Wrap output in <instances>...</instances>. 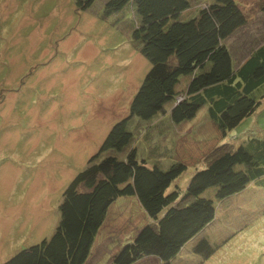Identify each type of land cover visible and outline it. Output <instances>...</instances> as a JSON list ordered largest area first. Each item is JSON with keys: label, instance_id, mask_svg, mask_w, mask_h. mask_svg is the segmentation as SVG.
<instances>
[{"label": "rangeland", "instance_id": "obj_1", "mask_svg": "<svg viewBox=\"0 0 264 264\" xmlns=\"http://www.w3.org/2000/svg\"><path fill=\"white\" fill-rule=\"evenodd\" d=\"M105 1L79 9L75 0H0V263L51 235L64 188L93 154L99 153L97 160L107 153L124 157L134 147L136 157L150 165L184 162L174 181L187 192L177 200L182 204L197 192L214 197L215 185L196 172L227 169L228 160L220 159L225 153L241 173L247 156L240 144L264 137V83L253 91L260 100L254 110L231 129L211 121L206 103L190 118L180 123L170 118L175 124H168L170 109L189 81L182 74L179 92L159 112L163 127L132 115L128 144L99 152L112 125L129 115L130 101L150 67L141 41L132 37L138 26L132 4L105 14ZM207 1L212 0H189L178 19L195 16ZM235 1L246 21L223 40L233 67L264 43V0ZM234 176L241 188L215 198L218 216L206 228L217 243L214 252L203 257L192 251L194 241L187 242L173 264H264V183L246 190L251 182L245 175ZM229 207L231 216L240 213L235 222L225 220ZM148 220L136 196L114 199L85 264H109ZM130 264H158V258L148 254Z\"/></svg>", "mask_w": 264, "mask_h": 264}, {"label": "trees", "instance_id": "obj_2", "mask_svg": "<svg viewBox=\"0 0 264 264\" xmlns=\"http://www.w3.org/2000/svg\"><path fill=\"white\" fill-rule=\"evenodd\" d=\"M93 1L75 0L79 9ZM129 2L138 17L132 37L141 41L140 51L150 67L130 101L129 115L112 125L99 152L121 150L128 144L132 133L127 121L132 115L154 122L165 103L179 92L176 86L182 74L190 77L185 94L170 109L173 121L190 118L206 103L209 117L227 130L254 110L260 100L253 91L264 83V43L233 67L223 40L246 21L235 0L207 1L187 20H179L178 15L189 8V0H106L104 12L109 14ZM260 7L264 10V3ZM240 148L247 156L242 174L232 169L235 161L224 153L220 159L228 160L227 169L208 167L195 173L206 184L215 185L214 197L197 192L182 204L177 200L187 192L174 181L185 170L184 162L173 161L167 168L150 165L136 157L134 147L124 157L107 153L97 160L99 153L93 154L64 188L51 235L21 248L0 264H85L109 204L123 195L136 196L149 220L109 264H130L148 254L157 256L158 264H173L184 244L192 241V251L208 257L217 246L205 231L218 216L215 198L241 188H237L234 174L245 175L246 182H251L246 190L264 183V137H251ZM232 207L223 214L225 220L230 218L228 222L240 216H231ZM201 230L203 234L196 237Z\"/></svg>", "mask_w": 264, "mask_h": 264}, {"label": "crops", "instance_id": "obj_3", "mask_svg": "<svg viewBox=\"0 0 264 264\" xmlns=\"http://www.w3.org/2000/svg\"><path fill=\"white\" fill-rule=\"evenodd\" d=\"M189 77H190V76H186L187 80H189ZM155 118H156V119H154V122H155V123H156V122L158 123L157 126H158V125H161V126H160V128H161V127H163V126L165 125L164 122H166V121H164L163 116H161L160 114H157V116H156ZM169 119H170V117H169ZM211 121H213V120H211ZM154 122H153V123H154ZM170 122H171V123H168V124H173V123H174L173 121H171V119H170ZM172 122H173V123H172ZM213 122H214V121H213ZM179 123H180V122H179ZM215 123H216V122H215ZM174 124H175V123H174ZM216 124H218V123H216ZM218 125H219L220 127H222L220 124H218ZM160 128H159V127L157 128V130H158L157 132H160ZM223 128H224V127H223ZM203 139H204V138H203ZM205 139H206V138H205ZM207 196H208V195H207ZM209 224H211V222H210ZM209 224H208V225H209ZM208 225H207V226H208ZM206 228H207V227H206ZM206 228H205V231H206ZM203 230H204V229H203ZM203 230H201L200 232H203ZM156 257H157V256H156ZM157 258H158V257H157ZM158 262H159V258H158Z\"/></svg>", "mask_w": 264, "mask_h": 264}]
</instances>
